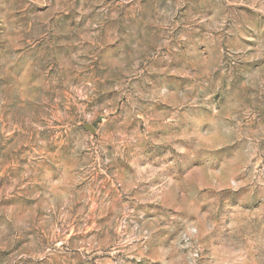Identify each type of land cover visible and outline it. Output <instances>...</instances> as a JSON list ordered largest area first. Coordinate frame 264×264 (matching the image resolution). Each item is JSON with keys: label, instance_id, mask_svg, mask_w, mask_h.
Masks as SVG:
<instances>
[{"label": "clouds", "instance_id": "obj_1", "mask_svg": "<svg viewBox=\"0 0 264 264\" xmlns=\"http://www.w3.org/2000/svg\"><path fill=\"white\" fill-rule=\"evenodd\" d=\"M130 3L25 0L0 32V264L91 252L89 227L108 264H264V0H163L134 37Z\"/></svg>", "mask_w": 264, "mask_h": 264}, {"label": "rangeland", "instance_id": "obj_2", "mask_svg": "<svg viewBox=\"0 0 264 264\" xmlns=\"http://www.w3.org/2000/svg\"><path fill=\"white\" fill-rule=\"evenodd\" d=\"M107 2V0H106ZM25 0H0V32L5 30V25L9 24H22L25 22V18L22 15V9L24 6ZM79 3V0H77ZM162 6L163 0H131L130 4H125L121 9L120 19L116 22L119 25V30L122 33H127L129 37H134L138 35H149L150 34V26L145 23V20L150 15L152 9L157 6V4ZM222 0H189L188 7L193 11L200 12L201 14H206L210 10H215L220 7ZM135 5V7H133ZM87 6V2L85 4ZM12 9V11H6V9ZM131 8L130 12L126 11ZM74 15V14H72ZM72 15L69 17H65L60 21L61 26L74 23L72 19ZM111 26V24H109ZM124 46V42L122 41L120 47ZM203 45H201L202 47ZM43 47L44 55L40 54V50ZM49 46L45 44L43 41H39L36 44L35 48L26 49L23 54L19 56L16 60L15 64H13L9 71L11 73L19 74L22 70L25 63L29 60L36 62L42 61L47 53L49 52ZM13 53L6 49L3 44H0V68L7 64L10 57ZM35 78V76L33 77ZM11 77H5L3 80H0V83H7ZM210 142L212 137H207ZM153 207L149 205V208ZM111 213H109V216ZM146 215H151V213H146ZM107 217H99L95 220L89 218L88 220H81L77 218L78 224H87L92 225L100 224L105 221ZM59 227V225H57ZM174 234V233H173ZM104 236L103 230L97 232L96 228L89 227L88 231L85 232H75L71 236H68V240L70 242H85L83 245L84 248L92 247V251H84L81 254L80 248L73 249L71 254L66 256L60 261H57L56 264H108V261H115V257L110 255L111 249L108 248L106 251L104 246H101L100 250L97 251L94 246L91 245L90 237H94L97 240L102 239ZM135 243V241H133ZM63 246V245H62ZM186 250L181 249L180 252H185ZM121 253H117V256H121ZM167 259V257H166ZM131 264H159L158 261H135L133 260ZM177 264H184L183 260H177Z\"/></svg>", "mask_w": 264, "mask_h": 264}]
</instances>
